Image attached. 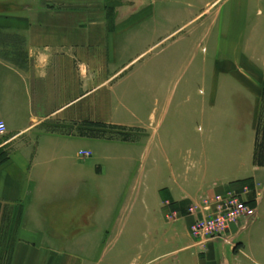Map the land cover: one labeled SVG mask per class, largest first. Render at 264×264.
Listing matches in <instances>:
<instances>
[{
  "label": "rangeland",
  "instance_id": "rangeland-1",
  "mask_svg": "<svg viewBox=\"0 0 264 264\" xmlns=\"http://www.w3.org/2000/svg\"><path fill=\"white\" fill-rule=\"evenodd\" d=\"M161 5L158 22L179 26L178 33L120 75L100 79V119L92 129L97 140L83 142L92 152L80 157L98 163L99 177L88 178L82 225L88 228L105 197L100 186L112 184L106 192L115 204L116 235L100 239L103 252L88 264H171L179 252L160 257L170 248L210 261L212 242L233 253L238 232L264 209V0H162ZM145 39L133 42L131 52ZM155 71L162 76L154 78ZM157 83L165 93L153 92ZM90 128L84 120V136ZM216 179L227 180L249 211L217 231L219 240L202 242L206 229L193 226L207 217L224 189L204 193L201 187ZM184 191L190 197L178 194ZM145 223L146 250L139 235ZM127 228L130 237L123 235ZM8 256L0 252V264Z\"/></svg>",
  "mask_w": 264,
  "mask_h": 264
},
{
  "label": "crops",
  "instance_id": "crops-1",
  "mask_svg": "<svg viewBox=\"0 0 264 264\" xmlns=\"http://www.w3.org/2000/svg\"><path fill=\"white\" fill-rule=\"evenodd\" d=\"M161 3L0 0V121L6 127L0 134V252L9 255L4 264H88L103 252L100 239L116 235L115 204L106 192L112 184L100 186L105 197L83 230V195L88 178L99 174L98 163L83 162L79 152L91 151L83 142L97 140L92 129L100 119V79L120 75L180 30L158 22ZM139 37L147 39L132 53ZM161 73L155 71L154 78ZM153 92L166 90L157 83ZM84 120L89 136L83 134ZM226 181L216 179L201 190L227 189ZM258 218L238 232L233 253L212 242L210 261L174 248L160 257L179 252L171 264H264V209ZM146 227L139 233L144 248ZM123 232L131 236V229Z\"/></svg>",
  "mask_w": 264,
  "mask_h": 264
},
{
  "label": "built area",
  "instance_id": "built-area-1",
  "mask_svg": "<svg viewBox=\"0 0 264 264\" xmlns=\"http://www.w3.org/2000/svg\"><path fill=\"white\" fill-rule=\"evenodd\" d=\"M6 130L5 124L0 121V134ZM87 151H80L79 156L86 155ZM208 198V197H207ZM207 198L204 202H207ZM212 210L207 213V217L201 223H196L194 230H205L203 236L200 237L202 242L208 240H219L220 234L217 231H223L228 224L236 221L238 218L249 211L248 205L243 201L240 195L231 191L229 188L224 189L221 194L217 195L211 201ZM204 232V231H203Z\"/></svg>",
  "mask_w": 264,
  "mask_h": 264
}]
</instances>
